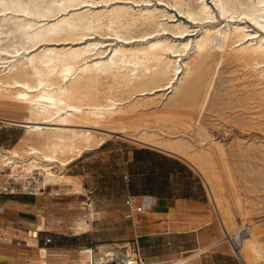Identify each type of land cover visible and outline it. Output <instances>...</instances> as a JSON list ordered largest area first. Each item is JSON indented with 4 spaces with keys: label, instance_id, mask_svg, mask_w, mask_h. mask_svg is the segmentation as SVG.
<instances>
[{
    "label": "bare ground",
    "instance_id": "6f19581e",
    "mask_svg": "<svg viewBox=\"0 0 264 264\" xmlns=\"http://www.w3.org/2000/svg\"><path fill=\"white\" fill-rule=\"evenodd\" d=\"M196 1L194 7L186 0H167V5L193 23L213 20L216 15L205 0ZM211 1L219 16L233 23L228 21L223 28H200L195 39L185 40L183 37L193 32L191 28L156 6L145 7L149 1L140 0L144 8L134 10L126 5L92 7L107 5L109 0H0V99L20 104L27 112L22 121L6 122L24 128L25 135L38 133L45 139L41 148L27 146L20 153L0 152V175L5 176L7 169L16 173L26 168L37 170L53 186H61L60 174L55 176L51 170L67 167L95 138L89 131L68 127L90 128L97 124L86 120L94 121L97 116L106 121L105 125H117L140 104L146 107L173 95L187 76L203 72L206 54L212 49L224 52L231 47V58L249 64L256 72L254 85L264 92V36H257L244 25L249 20L264 31V0ZM138 27L153 31L132 35ZM102 30L118 42L105 45L91 38ZM166 33L175 39L165 37ZM103 79L110 81L108 89L101 86ZM211 82L212 78L200 110L207 104ZM129 92L142 96L140 102L131 104L120 98L119 94ZM63 103L70 104L69 108ZM133 141L181 158L217 193L213 153L192 152L181 139L158 141L142 136ZM217 154L221 158L219 150ZM75 179L64 178V186L81 194ZM94 214H88L91 222ZM245 242L252 259L264 261V250L251 234L241 248ZM44 250H38L41 259Z\"/></svg>",
    "mask_w": 264,
    "mask_h": 264
},
{
    "label": "rangeland",
    "instance_id": "374dc122",
    "mask_svg": "<svg viewBox=\"0 0 264 264\" xmlns=\"http://www.w3.org/2000/svg\"><path fill=\"white\" fill-rule=\"evenodd\" d=\"M139 1L109 0L107 5L100 4L92 7L100 9L126 5L134 10H140L145 4L138 3ZM141 1H149L150 3L145 7L156 6L158 10L174 17V21L177 20L190 27L193 32L183 37L185 40L195 39L200 28L203 30L206 26L213 25L223 28L226 22L233 23L230 19L219 16L211 0H205V2L216 16L213 20L201 23H193L180 15L167 5V0ZM186 1L193 7L197 5L196 0ZM244 22V25L249 27L248 31L257 32V36H264V31L252 22L249 20ZM236 23L239 22L236 21ZM138 28L132 35L153 31L149 27ZM164 36L171 40L175 39L170 33ZM91 38L105 45L109 43L114 45L118 42L107 30L99 31ZM183 38L180 39L184 40ZM230 54L231 47L225 48L224 52L209 50L206 54V66L200 75L187 76L173 95L164 96L163 99L156 100L155 103L146 107L140 104L141 108L138 106L134 109L135 113H128L125 120L117 125H105L106 121L97 116L98 118L96 117L94 121L86 120L88 123L97 124L90 125L92 126L90 128L68 127L89 131L95 137L94 143L90 147L83 148L79 156L73 157V161L67 167L51 170L55 176L60 174L61 179L58 182H61V186H53L43 179L45 192L42 198L60 204L46 214H38V225L43 221L42 229L47 231V233H38L39 236L41 234L44 238L55 233L73 236V234L79 235L87 232L79 237L100 249L120 248L123 244L131 242L134 226L123 219L122 215L126 210L121 206L122 190L129 183H125L122 176L127 154L134 149L148 147L133 141V139L144 136L158 141L171 138L181 139L192 152L205 150L213 153V167L218 177L216 194L189 163L177 156L158 150L170 158H176L188 164L191 170L200 177L202 183L207 188L209 187L212 210L217 215V221L219 219L218 222H222L228 234L233 235L242 226H250L249 234L260 243L258 245L264 250V92L261 86L254 85L253 74L256 72L249 67V64L232 59ZM218 62L221 64L216 67ZM211 78L213 86L209 91L207 104L200 110L199 105L202 103L206 86ZM102 82L101 86L108 89L110 81L103 79ZM1 93L3 89H0ZM119 96L126 99L125 101H130L131 104L140 102L142 98L134 92L119 94ZM151 97L146 96L145 99ZM63 105L68 107L70 104L63 103ZM26 116L27 112L22 105L0 99V118L22 121ZM12 126L16 128L13 137H18L19 140L14 146L0 148V152L17 151L20 153L27 146L43 147L45 139H42L38 133L25 135L24 128ZM144 131L146 135H142ZM218 150L221 152V158L217 154ZM66 177L76 178L80 190L82 189L81 194H74L71 187L64 186ZM4 180L5 176L0 175V186ZM88 190L93 192V197L86 202L91 204L87 209L83 202H85L84 195ZM68 202V205L65 204ZM90 211L95 213L92 222L88 217ZM104 211L105 214L110 213L109 217L104 215ZM10 231L12 234L15 232L13 228H10ZM220 235L221 238L224 237L221 228ZM19 236L28 240L29 244L31 242L36 244L31 235L19 233ZM240 253L245 264H264L262 260L252 259L251 253L246 248V242Z\"/></svg>",
    "mask_w": 264,
    "mask_h": 264
},
{
    "label": "crops",
    "instance_id": "0c3cea01",
    "mask_svg": "<svg viewBox=\"0 0 264 264\" xmlns=\"http://www.w3.org/2000/svg\"><path fill=\"white\" fill-rule=\"evenodd\" d=\"M0 119V148L16 145L19 140L13 137L16 128L7 119ZM158 150L150 146L132 150L123 168V176H127L125 183L129 184L122 190V209L126 210L124 199L129 194L141 197L145 207L140 225L134 227L130 238L141 257L159 264H245L221 238L219 219L212 210L209 190L200 177L185 162ZM44 192L36 196L0 195L1 222L13 228L17 238L27 244L28 240L20 238L19 233L33 236L36 242H31V247L0 246V264H42V260L44 264H79L86 259L82 251L95 246L79 237L87 232L39 236L38 233L47 231L42 229L43 221L38 225V214H46L60 204L43 199ZM92 194L90 190L85 193L84 205ZM104 215L109 217L110 213L104 211ZM46 238L51 239L48 245H44ZM39 249H45L44 259Z\"/></svg>",
    "mask_w": 264,
    "mask_h": 264
},
{
    "label": "built area",
    "instance_id": "2783aa9c",
    "mask_svg": "<svg viewBox=\"0 0 264 264\" xmlns=\"http://www.w3.org/2000/svg\"><path fill=\"white\" fill-rule=\"evenodd\" d=\"M5 180L0 186V195L13 196L18 194H26L36 196L45 191L42 186L43 176L37 170H28L26 168H19L16 173H11L12 170L6 171ZM122 179L127 181V176ZM90 200L87 198L86 202ZM87 209L91 205L85 204ZM126 208L123 219L132 223L137 228L140 225L141 218L144 216L145 207L142 198L133 194H129L124 199ZM220 227L223 233V241H225L231 248L233 255L242 259L240 255L242 242L250 233V226L240 227L236 233L229 235L226 233L225 228L220 222ZM42 232V231H41ZM51 243L50 238L44 240V245ZM27 243L20 240L16 236V232L10 231V227L3 224L0 220V246H21ZM85 261L82 264H159L147 262L141 257L137 246L134 242L123 244L120 248L100 249L98 246H92L84 251ZM81 264V263H79Z\"/></svg>",
    "mask_w": 264,
    "mask_h": 264
}]
</instances>
